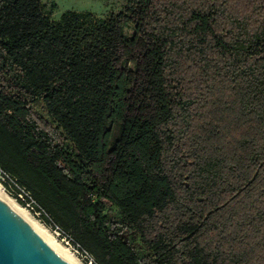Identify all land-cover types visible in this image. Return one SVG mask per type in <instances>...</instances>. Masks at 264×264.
Segmentation results:
<instances>
[{"label":"trees","instance_id":"trees-1","mask_svg":"<svg viewBox=\"0 0 264 264\" xmlns=\"http://www.w3.org/2000/svg\"><path fill=\"white\" fill-rule=\"evenodd\" d=\"M125 1L146 116L113 16L0 0V169L96 264H264V0Z\"/></svg>","mask_w":264,"mask_h":264},{"label":"rangeland","instance_id":"rangeland-1","mask_svg":"<svg viewBox=\"0 0 264 264\" xmlns=\"http://www.w3.org/2000/svg\"><path fill=\"white\" fill-rule=\"evenodd\" d=\"M42 10L45 15L49 17L51 21H57L59 17L66 11H74L78 13H90L96 17H109L113 16L122 30L124 42L126 45L120 50L118 62L116 64L119 74L123 80L124 92L118 98L119 102L127 101L129 106L135 107L137 111L142 109L141 113L147 112V105H145L144 96L147 91V84L143 79V70L147 60L146 54L150 55L151 51L148 45H146L139 37V19L137 16H132L128 10V4L125 0H41ZM54 6V7H53ZM12 74L9 73L8 77L11 78ZM144 84V86H142ZM146 90V91H145ZM41 115L49 120V117L45 111L39 107L36 108ZM128 106L124 104L120 111L126 113ZM134 110V109H131ZM142 113V115H143ZM110 127V139L108 142V148H106L107 157L104 162L99 165L93 166L94 176L97 181L101 182L103 170L106 168V162L111 158L112 144L117 140L119 136V122L112 120L108 123ZM6 192V191H5ZM8 194V192H6ZM9 195V194H8ZM11 198L14 199L11 195ZM15 200V199H14ZM16 201V200H15ZM17 202V201H16ZM22 206L19 202H17ZM24 208V206H22ZM25 209V208H24ZM26 210V209H25ZM30 216L45 227L50 235H52L48 226L44 224L42 219L36 217L32 212L26 210ZM114 211L118 212L116 207ZM54 237V236H53ZM60 243V242H59ZM64 248L66 246L60 243ZM76 258V257H75ZM77 259V258H76ZM78 260V259H77ZM79 261V260H78ZM80 262V261H79ZM82 264V262H80Z\"/></svg>","mask_w":264,"mask_h":264},{"label":"water","instance_id":"water-1","mask_svg":"<svg viewBox=\"0 0 264 264\" xmlns=\"http://www.w3.org/2000/svg\"><path fill=\"white\" fill-rule=\"evenodd\" d=\"M0 264H68L0 202Z\"/></svg>","mask_w":264,"mask_h":264},{"label":"built area","instance_id":"built-area-1","mask_svg":"<svg viewBox=\"0 0 264 264\" xmlns=\"http://www.w3.org/2000/svg\"><path fill=\"white\" fill-rule=\"evenodd\" d=\"M0 187L3 188L4 191L8 192L9 195L14 197V199L24 206L26 210L32 212L36 217H41V212L37 210V204L32 199L30 194L25 190V188L21 187L15 178L6 174L0 169ZM43 221V220H42ZM44 222V221H43ZM45 224V222H44ZM50 229L52 236L66 246V249L71 252V254L76 257L82 264H96L94 258L83 249L78 243L74 242L70 235L64 233L58 226L55 225H47Z\"/></svg>","mask_w":264,"mask_h":264},{"label":"bare ground","instance_id":"bare-ground-1","mask_svg":"<svg viewBox=\"0 0 264 264\" xmlns=\"http://www.w3.org/2000/svg\"><path fill=\"white\" fill-rule=\"evenodd\" d=\"M0 202L13 211L26 225H28L44 242L68 264H80V262L64 248L48 230L36 222L30 214L11 198L2 187H0Z\"/></svg>","mask_w":264,"mask_h":264}]
</instances>
